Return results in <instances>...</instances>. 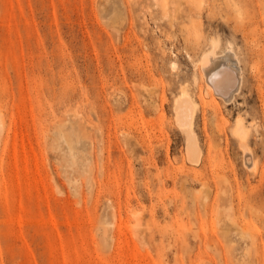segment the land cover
I'll list each match as a JSON object with an SVG mask.
<instances>
[{"label": "rangeland", "instance_id": "obj_1", "mask_svg": "<svg viewBox=\"0 0 264 264\" xmlns=\"http://www.w3.org/2000/svg\"><path fill=\"white\" fill-rule=\"evenodd\" d=\"M214 43L243 70L218 111ZM0 264H264V0H0Z\"/></svg>", "mask_w": 264, "mask_h": 264}, {"label": "bare ground", "instance_id": "obj_2", "mask_svg": "<svg viewBox=\"0 0 264 264\" xmlns=\"http://www.w3.org/2000/svg\"><path fill=\"white\" fill-rule=\"evenodd\" d=\"M167 11H164V13ZM166 14V13H165ZM164 14V15H165ZM168 14V13H167ZM173 14V12H172ZM169 15V14H168ZM171 16V15H170ZM168 17V16H167ZM174 17V16H173ZM166 18V16L164 17ZM169 18V17H168ZM175 18V17H174ZM171 19V18H170ZM176 19V18H175ZM174 21V20H173ZM173 21L171 23H173ZM170 23V22H169ZM174 25V24H173ZM216 39V38H215ZM216 42H218L216 40ZM220 45V44H219ZM229 46V45H227ZM225 48V47H224ZM217 44L214 43V46L212 49L206 51L205 53L202 52L204 54L203 59H202V69L205 75V80H206V84H207V88H208V92L210 93V101L213 105H215L216 107V111H218V109H220V102L221 100H223L225 102V104L228 102H231L236 94L238 93V91L241 89L242 84H243V70L242 67L240 65V58L238 57V53L235 52V50L233 49V46L231 44V47H227L226 49H223L222 51H218L217 50ZM221 50V49H220ZM238 52V51H237ZM201 53V54H202ZM198 60V59H197ZM175 61V60H174ZM173 61V62H174ZM242 62V61H241ZM193 63V62H192ZM196 63V62H194ZM199 63V62H198ZM176 64V63H175ZM201 64V62H200ZM149 65V64H148ZM178 64H176L177 66ZM198 65V64H197ZM174 66V64H173ZM172 66V67H173ZM196 67V66H195ZM199 67V66H197ZM142 68V67H141ZM144 68V67H143ZM174 68V67H173ZM146 69V68H144ZM152 69H154L152 67ZM151 69V71H153ZM196 69V68H193ZM201 69V72H202ZM149 70V69H148ZM157 70V69H156ZM142 71V70H141ZM147 71V70H146ZM154 72V71H153ZM157 72V71H155ZM200 72V71H199ZM145 73V71H144ZM161 73V72H160ZM150 74V73H149ZM203 74V73H202ZM145 76H147V72L145 74ZM149 76H153L152 74ZM157 76V75H156ZM159 76V74H158ZM164 76V75H163ZM194 77H196L194 75ZM146 78V77H145ZM149 78V77H148ZM158 78V77H157ZM152 80V77L150 78ZM154 79V77H153ZM161 81V78H159ZM197 79V77H196ZM195 79V81H197ZM150 80V81H151ZM143 81H145L143 79ZM155 81V80H154ZM159 81V80H158ZM159 81V82H160ZM200 81V80H199ZM122 82V81H121ZM156 82V81H155ZM166 82V81H165ZM187 82V81H186ZM150 82H146V84H148ZM152 83V82H151ZM162 83V81H161ZM202 83V82H201ZM158 84V83H157ZM152 85V84H149ZM159 85V84H158ZM183 84H180V86ZM163 87V85H162ZM171 87V86H170ZM195 87V86H194ZM206 87V85H205ZM182 88V86H181ZM198 88V87H197ZM156 89V88H155ZM162 89V88H161ZM148 91V90H145ZM162 91V90H161ZM195 91V90H194ZM199 92V91H198ZM156 93V92H155ZM204 93V92H203ZM177 94V93H176ZM195 94V93H194ZM198 94V93H196ZM157 95V93H156ZM175 95V94H174ZM206 96V95H205ZM205 96L203 95V99L205 98ZM201 97V96H200ZM177 98V97H176ZM175 98V100H176ZM202 98H200L202 100ZM238 98V96H237ZM174 100V101H175ZM200 100V101H201ZM207 101V99H206ZM208 102V101H207ZM175 103V102H174ZM203 104V103H202ZM224 104V105H225ZM230 104V103H229ZM223 105V106H224ZM159 106V105H158ZM204 107V105H201ZM209 106V104H208ZM211 107V106H210ZM225 107V106H224ZM227 107V106H226ZM207 108V107H206ZM177 109V115H178V121H179V127L181 129H183V133L185 132L187 140H188V144H189V148L191 151V155H192V159H194L195 161L199 160V145L198 143H200V141H198V135L195 129V112H196V100L193 98V96L189 93V91L187 89L183 90V93L181 94L180 97H178L177 101H176V108ZM210 109V108H209ZM213 109V108H212ZM202 110V109H201ZM203 111V110H202ZM214 111V112H216ZM217 113V112H216ZM223 113V112H222ZM197 115V114H196ZM218 115V114H217ZM240 116V115H239ZM176 117V115H175ZM243 117V116H242ZM198 118V117H197ZM161 120V119H160ZM175 120L177 121V118H175ZM175 122L176 124L178 123ZM197 121V120H196ZM246 124L243 123L242 119H239L238 121V126L236 125L237 129H236V133L240 136L241 140H242V147H243V151H244V159H245V163L249 166V167H253L256 165V160L254 158V155L252 153V150L249 148L248 143H247V138H248V134H249V128H247L245 126ZM218 130L220 133L226 132V128L223 125H218ZM182 133V134H183ZM219 133V134H220ZM224 134V133H223ZM147 136L149 137V139H159V140H163V136L162 135H157V134H153V135H149L147 134ZM147 137V139H148ZM187 143V142H186ZM239 143V142H238ZM241 147V146H240ZM201 149V148H200ZM241 149V148H240ZM189 153V152H188ZM187 154V153H186ZM243 154V153H242ZM190 155V154H189ZM187 155V156H189ZM203 156V154H202ZM190 157V156H189ZM201 157V156H200ZM257 158V156H256ZM192 161V160H191ZM197 164V163H195ZM245 165V164H244ZM250 169V168H249ZM252 169V168H251ZM255 169V168H254ZM239 223V222H238ZM242 225V223H241ZM240 227V226H239ZM243 227V226H241ZM240 230V229H239ZM242 230V229H241ZM246 230H244L245 232ZM200 235V232H199ZM196 236L198 237V235L196 234ZM201 236V235H200ZM211 237V235H209ZM208 238V237H207ZM202 239V237H201ZM205 239V238H204ZM254 240V237H253ZM208 241H204V243L207 244ZM205 244V245H206ZM209 248V247H208ZM248 248V247H247ZM206 252V250H205Z\"/></svg>", "mask_w": 264, "mask_h": 264}]
</instances>
